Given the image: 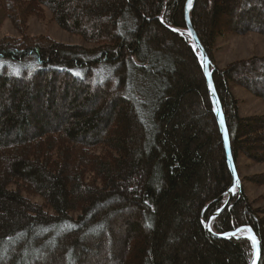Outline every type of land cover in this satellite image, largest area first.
Listing matches in <instances>:
<instances>
[{"label":"trees","instance_id":"obj_1","mask_svg":"<svg viewBox=\"0 0 264 264\" xmlns=\"http://www.w3.org/2000/svg\"><path fill=\"white\" fill-rule=\"evenodd\" d=\"M186 0H0V264H251L249 240L204 229L232 183ZM44 10L86 48L29 36ZM237 170L264 163V115L240 117L230 85L264 102V56L215 65L224 33L264 38V0H194ZM264 184V173L249 176ZM28 196L38 197L34 202ZM248 227L264 264V206L242 190L212 222Z\"/></svg>","mask_w":264,"mask_h":264},{"label":"rangeland","instance_id":"obj_2","mask_svg":"<svg viewBox=\"0 0 264 264\" xmlns=\"http://www.w3.org/2000/svg\"><path fill=\"white\" fill-rule=\"evenodd\" d=\"M25 27L24 32L29 36L40 35L62 44L86 48L93 47V45L86 43L81 37L60 29L51 20V15L46 10H44L41 17H29ZM179 32L185 34L186 31L180 30ZM5 36H19V32L15 30L9 19L4 20L0 26V39ZM252 56H264V38L259 34L250 33L245 36H236L224 33L216 41L214 59L215 65L220 69L230 62ZM230 92L238 102V114L240 117L264 115V102L260 99L235 85H230ZM236 171L239 178V190H236V193L242 190L254 208L264 206V184H254L248 180L249 176L264 173V163H253L242 155H239ZM28 198L34 202H40L38 197L28 196Z\"/></svg>","mask_w":264,"mask_h":264},{"label":"water","instance_id":"obj_3","mask_svg":"<svg viewBox=\"0 0 264 264\" xmlns=\"http://www.w3.org/2000/svg\"><path fill=\"white\" fill-rule=\"evenodd\" d=\"M194 0H191V2L189 3V0H186L185 2V6H184V17H185V25L187 28V31L189 33V35L191 36L196 48L199 50L200 53V60H201V69L203 72V75L206 79V85H207V89L209 91V94L211 96V99L213 101L214 104V109H215V117H216V121L219 127V131H220V135H221V139H222V143H223V147H224V151H225V155H226V159L228 161L229 164V170L230 173L232 175V184L230 186V188L227 191L228 194V199L226 201V203L224 204V206L220 209V211L226 207L229 202L230 199L234 193V188L237 187L238 188V183H239V179L236 173V169H235V165L232 159V153H231V149H230V143H229V138H228V132L226 129V125H225V120H224V116L221 110V106L219 104L218 98L216 96L215 90H214V86L212 83V79H211V71H210V61L209 58L207 56V54L204 52V50L202 49V47L199 44V41L196 37V34L194 33L190 21H189V10L192 6ZM219 211H217L216 213H214L213 215H211L206 223H205V230L212 235L215 238H239V237H246L247 239L250 240L252 247H253V262L252 264H257L259 257H260V243L258 241V239L256 238V236L254 235V233L251 231L250 228H246V227H241L236 229L235 231L228 233V234H224V235H217L214 234L211 231L210 225L212 223V221L214 220V218L218 215ZM243 232H246L245 234ZM231 234V235H229ZM255 238L256 241V246H253V239Z\"/></svg>","mask_w":264,"mask_h":264},{"label":"bare ground","instance_id":"obj_4","mask_svg":"<svg viewBox=\"0 0 264 264\" xmlns=\"http://www.w3.org/2000/svg\"><path fill=\"white\" fill-rule=\"evenodd\" d=\"M184 20H185V17H184ZM192 27V26H191ZM185 28H186V25H185ZM174 31H176V32H179L180 30L179 29H173ZM194 31V30H193ZM195 33V32H194ZM185 34L186 35H188L189 37H190V40H191V42H192V47H193V49L194 50H196L197 52H198V57H200V53H199V50L196 48V46H195V44H194V42H193V40H192V38H191V36L189 35V33H188V31H187V28H186V32H185ZM197 37V36H196ZM198 39V38H197ZM199 41V40H198ZM200 44V43H199ZM201 46V45H200ZM203 49V48H202ZM200 59V58H199ZM200 64H201V60H200ZM211 71V70H210ZM203 73V72H202ZM211 79H212V71H211ZM206 80V79H205ZM213 83V82H212ZM207 86V85H206ZM214 86V85H213ZM215 90V89H214ZM208 93H209V91H208ZM216 93V92H215ZM210 95V94H209ZM217 96V95H216ZM211 97V96H210ZM218 98V97H217ZM212 100V99H211ZM219 101V100H218ZM212 103H213V101H212ZM220 104V103H219ZM213 108H214V104H213ZM222 110V109H221ZM214 113H215V109H214ZM223 113V112H222ZM224 116V115H223ZM216 118V117H215ZM225 120V119H224ZM217 122V121H216ZM218 125V124H217ZM226 125V124H225ZM218 129H219V127H218ZM220 132V131H219ZM221 136V135H220ZM229 138V137H228ZM222 140V139H221ZM223 144V143H222ZM225 152V151H224ZM225 157H226V155H225ZM232 159H233V157H232ZM226 161H227V159H226ZM233 162H234V160H233ZM227 164H228V161H227ZM234 165H235V163H234ZM228 168H229V164H228ZM235 169H236V167H235ZM236 173H237V171H236ZM232 176V175H231ZM238 176V175H237ZM239 179V178H238ZM232 184V183H231ZM231 186V185H230ZM230 188V187H229ZM236 190H239V186H238V188L237 187H235L234 188V193H233V195H232V197L234 196V194L236 193ZM228 191V190H227ZM232 197H231V199H232ZM227 199H228V194L226 193V201H227ZM231 199H230V201H231ZM226 201H225V203H226ZM224 203V204H225ZM230 203V202H229ZM224 204H223V206H224ZM222 206V207H223ZM221 207V208H222ZM220 208V209H221ZM225 208V207H224ZM223 208V209H224ZM220 209L218 210L219 211V213L223 210H221L220 211ZM217 212V211H216ZM215 212V213H216ZM218 213V214H219ZM217 217V216H216ZM215 217V218H216ZM214 218V219H215ZM214 221V220H213ZM212 221V222H213ZM206 223V222H205ZM205 223H204V229H205ZM211 225H212V223H211ZM211 225H210V228H211V231H212V227H211ZM246 228H248V227H246ZM238 229V228H237ZM236 230V229H235ZM234 230V231H235ZM206 231V230H205ZM252 231V230H251ZM207 232V231H206ZM213 232V231H212ZM233 232V231H232ZM253 232V231H252ZM208 233V232H207ZM229 233H231V232H229ZM244 234L246 233V232H243ZM209 234V233H208ZM225 234H228V233H225ZM210 235V234H209ZM222 235H224V234H222ZM255 235V234H254ZM212 236V235H211ZM256 236V235H255ZM232 238V237H231ZM239 238H246V237H239ZM257 238V237H256ZM218 239H230L229 237L228 238H218ZM233 239H238V238H233ZM247 239V238H246ZM258 239V238H257ZM247 240H249V239H247ZM250 241V240H249ZM259 241V240H258ZM251 243V242H250ZM260 243V242H259ZM251 246H252V244H251ZM252 250H253V247H252ZM260 258V257H259ZM253 262V261H252ZM258 262H259V260H258ZM252 264V263H251ZM258 264V263H257Z\"/></svg>","mask_w":264,"mask_h":264},{"label":"snow or ice","instance_id":"obj_5","mask_svg":"<svg viewBox=\"0 0 264 264\" xmlns=\"http://www.w3.org/2000/svg\"><path fill=\"white\" fill-rule=\"evenodd\" d=\"M190 2H191V0H189V3H190ZM229 235H231V234H229ZM252 239H253V246L255 247V246H256L255 238L253 237Z\"/></svg>","mask_w":264,"mask_h":264}]
</instances>
